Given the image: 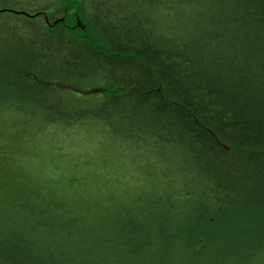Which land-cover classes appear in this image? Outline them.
I'll use <instances>...</instances> for the list:
<instances>
[{"label":"trees","instance_id":"trees-1","mask_svg":"<svg viewBox=\"0 0 264 264\" xmlns=\"http://www.w3.org/2000/svg\"><path fill=\"white\" fill-rule=\"evenodd\" d=\"M0 264H264V0H0Z\"/></svg>","mask_w":264,"mask_h":264},{"label":"rangeland","instance_id":"rangeland-1","mask_svg":"<svg viewBox=\"0 0 264 264\" xmlns=\"http://www.w3.org/2000/svg\"><path fill=\"white\" fill-rule=\"evenodd\" d=\"M64 12V8L62 6H58V8L48 11V17L44 16V18L45 20L48 18L50 21H54L55 19L62 17ZM59 136H62V134H59ZM73 136L75 137L76 142L84 145H90V142L87 141L88 139L83 138L82 135L78 134L79 137H77L73 134ZM39 138L41 141L37 144L41 146L39 151L41 153L43 152L41 154V157L43 158V161H41V169L43 166L46 167V173L54 171L56 165L63 169H69L73 167V163L75 162L76 166H80L83 161L81 159L85 158V155L88 154V152L85 151V147H82L81 145L75 146V142L73 141L74 138L71 137H67V139L64 140L63 138L60 139L57 136L51 140L50 144H48L49 142H47V138H45V136Z\"/></svg>","mask_w":264,"mask_h":264},{"label":"bare ground","instance_id":"bare-ground-1","mask_svg":"<svg viewBox=\"0 0 264 264\" xmlns=\"http://www.w3.org/2000/svg\"><path fill=\"white\" fill-rule=\"evenodd\" d=\"M7 22V20H6ZM8 23V22H7ZM127 163H130V162H125L124 164H127ZM138 164L136 163H132L131 162V165L126 167V166H123L122 168H119L121 171H124L126 173V175H129L131 173H133L134 171V168L137 167ZM104 174L106 175H110V176H113L114 177V186H116L117 188H119L120 190H123L125 189V185L122 184V180H121V176L118 174V173H113L111 174L109 171H107V169H105L104 171ZM131 176V175H130ZM40 202H43V201H40ZM45 202V201H44ZM66 204V203H65ZM41 206L44 210H46L47 212L51 213V214H55L57 212V207L55 204L53 203H50V204H47V203H41ZM62 235H66L69 231H68V228L64 227V226H60V231H59Z\"/></svg>","mask_w":264,"mask_h":264}]
</instances>
